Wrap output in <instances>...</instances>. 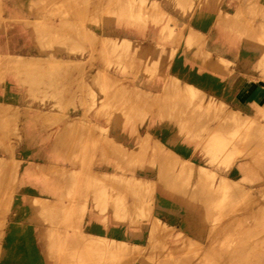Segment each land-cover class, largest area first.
<instances>
[{"label":"rangeland","instance_id":"obj_1","mask_svg":"<svg viewBox=\"0 0 264 264\" xmlns=\"http://www.w3.org/2000/svg\"><path fill=\"white\" fill-rule=\"evenodd\" d=\"M33 8V57L0 55V264H264V101L210 97L231 64L194 26L264 76L259 0Z\"/></svg>","mask_w":264,"mask_h":264},{"label":"crops","instance_id":"obj_2","mask_svg":"<svg viewBox=\"0 0 264 264\" xmlns=\"http://www.w3.org/2000/svg\"><path fill=\"white\" fill-rule=\"evenodd\" d=\"M49 1V0H45ZM41 0H0V55H23L33 57L35 43L31 42V33L27 25L36 21L39 16L38 9L33 8ZM264 9V0H259ZM191 20V19H190ZM195 31L198 35L207 39L206 51L210 52L212 60L225 59L230 63L228 69L222 66L221 75L229 77H218L210 79L209 94L217 101L226 103V106L235 112L245 114L251 105L264 101V76L256 67H253L252 60L243 56L239 59V49L220 36L218 41L215 38L220 35L213 25L204 26L202 22L195 23ZM231 74V75H229ZM189 81V80H188ZM198 79L184 83H198ZM202 82V81H201ZM163 139V138H162ZM25 156H22L24 160ZM24 188H29L24 186ZM30 191L21 194L24 198L32 197Z\"/></svg>","mask_w":264,"mask_h":264},{"label":"bare ground","instance_id":"obj_3","mask_svg":"<svg viewBox=\"0 0 264 264\" xmlns=\"http://www.w3.org/2000/svg\"><path fill=\"white\" fill-rule=\"evenodd\" d=\"M128 24H131V22H129ZM264 30V29H263ZM124 39H126V38H124ZM127 40V39H126ZM126 44V43H125ZM108 178V177H107ZM138 180V179H137ZM214 195H215V193H214ZM213 196V195H212ZM216 196V195H215ZM127 208V207H126Z\"/></svg>","mask_w":264,"mask_h":264}]
</instances>
